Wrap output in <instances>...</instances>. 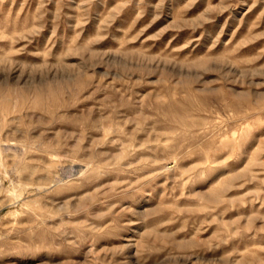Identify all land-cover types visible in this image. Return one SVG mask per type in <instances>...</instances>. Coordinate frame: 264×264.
Listing matches in <instances>:
<instances>
[{"label":"rangeland","instance_id":"obj_1","mask_svg":"<svg viewBox=\"0 0 264 264\" xmlns=\"http://www.w3.org/2000/svg\"><path fill=\"white\" fill-rule=\"evenodd\" d=\"M0 105V264H264V0H0Z\"/></svg>","mask_w":264,"mask_h":264},{"label":"bare ground","instance_id":"obj_2","mask_svg":"<svg viewBox=\"0 0 264 264\" xmlns=\"http://www.w3.org/2000/svg\"><path fill=\"white\" fill-rule=\"evenodd\" d=\"M0 106H1V105H0ZM3 121H4V116H3V115H0V122L3 123ZM1 125H2V124H1ZM0 166H2L1 159H0ZM14 191H15V193H14V194H15V199H19V198H21L22 195H21L20 193L18 194V193L16 192L15 189H14ZM17 202H18V201H17Z\"/></svg>","mask_w":264,"mask_h":264}]
</instances>
